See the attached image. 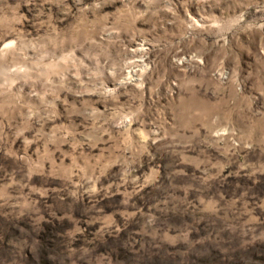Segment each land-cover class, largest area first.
<instances>
[{"label": "rangeland", "instance_id": "rangeland-1", "mask_svg": "<svg viewBox=\"0 0 264 264\" xmlns=\"http://www.w3.org/2000/svg\"><path fill=\"white\" fill-rule=\"evenodd\" d=\"M0 264H264V0H0Z\"/></svg>", "mask_w": 264, "mask_h": 264}]
</instances>
